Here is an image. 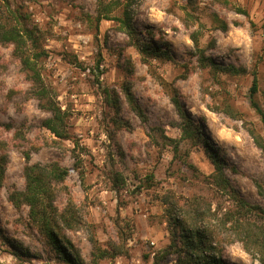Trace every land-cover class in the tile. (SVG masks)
<instances>
[{"label": "rangeland", "instance_id": "obj_1", "mask_svg": "<svg viewBox=\"0 0 264 264\" xmlns=\"http://www.w3.org/2000/svg\"><path fill=\"white\" fill-rule=\"evenodd\" d=\"M109 1L121 2L111 15L123 17L128 0ZM0 9L6 29L22 36L20 44L0 38V264H73L30 205L13 201L26 190L28 164L69 169L51 200L75 264H175L165 194L234 207L210 178L215 154L243 196L264 206L256 187L264 185V121L251 103L257 76L264 108V0H135L136 37L117 19L97 25V0H0ZM143 42L169 57L145 59ZM174 99L201 132H183ZM50 101L65 113L70 139L44 127ZM220 255L263 264L241 242Z\"/></svg>", "mask_w": 264, "mask_h": 264}, {"label": "trees", "instance_id": "obj_2", "mask_svg": "<svg viewBox=\"0 0 264 264\" xmlns=\"http://www.w3.org/2000/svg\"><path fill=\"white\" fill-rule=\"evenodd\" d=\"M133 1L135 0H128L123 8V17L117 18L111 13L121 2L97 0V14L93 19L97 25L103 19H117L121 22L122 29L124 28L132 37H136V27L132 23L130 10ZM2 19L3 16L0 15L1 40L20 44L21 34L13 26H8V29H6L7 25ZM138 46L145 59L149 56L155 58L169 57L165 50L152 43L143 42ZM34 78L39 81L40 75H35ZM257 91L258 82L257 76H255L251 87V103L264 121V108L256 98ZM39 92L42 94L38 93V95L45 96V88H42ZM126 95L133 109L142 113L141 107L130 88H126ZM173 102L180 114L183 132L186 135H191L195 131L193 129L201 132L182 104L177 99H174ZM112 103L118 114L120 111L119 99L115 98ZM43 107L53 113L52 117L43 121L44 127L56 137L70 139L69 131L65 126V113L62 109L52 101ZM25 157L30 160V153H27ZM212 158L216 170L210 178L213 184L223 191V197L233 201L234 207H223V212H221V209L213 210L211 203L200 198L186 199L181 202L174 194H165L162 201L166 205L168 223L174 237L176 252L179 254L175 264H230L221 257L220 253L222 249H226L227 245L235 242H241L244 249L251 256L259 259L264 264V206L246 199L227 176L223 168V162L216 154ZM4 173L5 160H1L0 184ZM25 174L27 187L24 192L16 194L17 198L13 200L15 205H20L22 201L29 204L31 215L37 220L38 217L41 219L39 221L40 230L46 234L60 255L75 264L66 249V241L61 237L57 228L58 219L52 213L53 204L51 200L53 184L65 180L69 175V169L57 162L35 163L27 165ZM256 187L259 195L264 199V185L256 182ZM48 198L50 200L46 201ZM214 221H217V223H214ZM2 233L0 227V234L2 235Z\"/></svg>", "mask_w": 264, "mask_h": 264}]
</instances>
